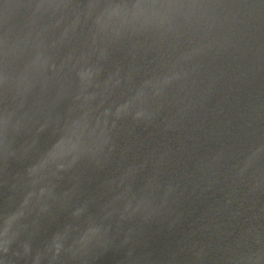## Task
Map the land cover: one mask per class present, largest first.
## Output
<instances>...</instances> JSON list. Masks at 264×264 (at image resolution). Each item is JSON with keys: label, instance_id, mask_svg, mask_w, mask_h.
Listing matches in <instances>:
<instances>
[{"label": "water", "instance_id": "1", "mask_svg": "<svg viewBox=\"0 0 264 264\" xmlns=\"http://www.w3.org/2000/svg\"><path fill=\"white\" fill-rule=\"evenodd\" d=\"M0 264H264V0H0Z\"/></svg>", "mask_w": 264, "mask_h": 264}]
</instances>
